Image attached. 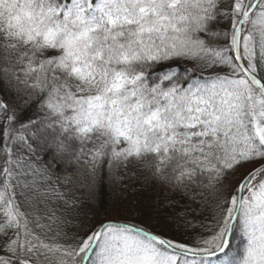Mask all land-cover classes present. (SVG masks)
Masks as SVG:
<instances>
[{
  "label": "snow or ice",
  "instance_id": "snow-or-ice-1",
  "mask_svg": "<svg viewBox=\"0 0 264 264\" xmlns=\"http://www.w3.org/2000/svg\"><path fill=\"white\" fill-rule=\"evenodd\" d=\"M0 264H264V0H0Z\"/></svg>",
  "mask_w": 264,
  "mask_h": 264
}]
</instances>
